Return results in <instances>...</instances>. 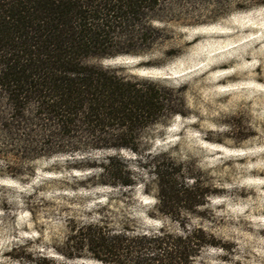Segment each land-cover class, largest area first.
<instances>
[{
	"label": "trees",
	"instance_id": "trees-1",
	"mask_svg": "<svg viewBox=\"0 0 264 264\" xmlns=\"http://www.w3.org/2000/svg\"><path fill=\"white\" fill-rule=\"evenodd\" d=\"M257 8L264 0H0V170L23 178L35 162L55 157L150 155L149 131L187 116L179 90L103 62L161 56L144 67L162 66L181 54L182 47L163 49L178 31ZM98 169L100 185L136 186L120 156L90 171ZM149 169L162 215L186 216L208 204L200 176H182L172 160ZM88 230L67 242L105 264H194L203 248L218 245L202 228L184 227L177 237Z\"/></svg>",
	"mask_w": 264,
	"mask_h": 264
},
{
	"label": "rangeland",
	"instance_id": "rangeland-1",
	"mask_svg": "<svg viewBox=\"0 0 264 264\" xmlns=\"http://www.w3.org/2000/svg\"><path fill=\"white\" fill-rule=\"evenodd\" d=\"M177 36L163 49L182 47L181 54L162 66L144 67L161 56L103 62L179 90L187 116L149 131L150 155L55 157L35 162L23 178L0 170V264H105L75 244L89 227L175 237L202 228L218 245L203 248L194 264H264V8ZM115 156L127 161L135 187L100 185V170L90 171ZM170 160L182 176L201 177L207 205L181 217L158 211L149 166Z\"/></svg>",
	"mask_w": 264,
	"mask_h": 264
}]
</instances>
